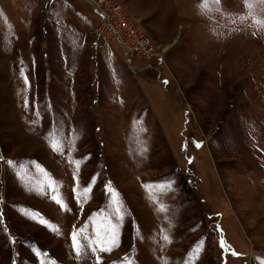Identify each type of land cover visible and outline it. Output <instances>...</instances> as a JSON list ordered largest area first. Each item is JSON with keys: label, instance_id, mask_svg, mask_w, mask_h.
<instances>
[{"label": "rangeland", "instance_id": "rangeland-1", "mask_svg": "<svg viewBox=\"0 0 264 264\" xmlns=\"http://www.w3.org/2000/svg\"><path fill=\"white\" fill-rule=\"evenodd\" d=\"M118 1L0 0V264H264V0Z\"/></svg>", "mask_w": 264, "mask_h": 264}, {"label": "built area", "instance_id": "built-area-1", "mask_svg": "<svg viewBox=\"0 0 264 264\" xmlns=\"http://www.w3.org/2000/svg\"><path fill=\"white\" fill-rule=\"evenodd\" d=\"M85 1L100 17L98 31L107 38L116 39L127 60L135 55L143 61L144 66L152 59L161 61L162 56L149 34L134 21L118 0Z\"/></svg>", "mask_w": 264, "mask_h": 264}, {"label": "snow or ice", "instance_id": "snow-or-ice-1", "mask_svg": "<svg viewBox=\"0 0 264 264\" xmlns=\"http://www.w3.org/2000/svg\"><path fill=\"white\" fill-rule=\"evenodd\" d=\"M106 191L109 193L110 196H114L113 190L106 185ZM75 192V189H74ZM55 199V197H54ZM57 203H59V200H56ZM43 223V221H41ZM84 229H81L79 231V234H83ZM97 237L96 241H93L89 239L88 237H85V239H89V246L92 247V250L95 251L96 247H99L100 251H111L112 248L117 246L116 243V235L114 229L111 231H105L103 229L97 231L94 233ZM72 244H73V250L79 255L80 253V247L81 245L78 243V232L76 230L73 231L71 235ZM221 248H224V242L221 240ZM233 255H239L237 253H232ZM97 264H100L99 257L97 258Z\"/></svg>", "mask_w": 264, "mask_h": 264}]
</instances>
